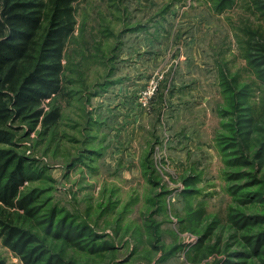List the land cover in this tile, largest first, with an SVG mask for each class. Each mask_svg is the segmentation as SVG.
<instances>
[{"label":"rangeland","instance_id":"rangeland-1","mask_svg":"<svg viewBox=\"0 0 264 264\" xmlns=\"http://www.w3.org/2000/svg\"><path fill=\"white\" fill-rule=\"evenodd\" d=\"M75 7L61 118L0 144L28 160L24 227L60 264H261L233 214H264V0ZM0 262L24 264L1 239Z\"/></svg>","mask_w":264,"mask_h":264},{"label":"trees","instance_id":"trees-1","mask_svg":"<svg viewBox=\"0 0 264 264\" xmlns=\"http://www.w3.org/2000/svg\"><path fill=\"white\" fill-rule=\"evenodd\" d=\"M77 1L0 0V144L15 146L13 132L18 121L50 128L61 118L57 100L67 95L64 58L77 26ZM261 148L262 152L264 145ZM27 161L13 148H0V239L24 264H60L24 227L28 223L25 217L38 216L33 208L35 194L24 192L31 179ZM245 196V202L264 200L260 191H246ZM233 218L241 226L264 224L262 213L236 211ZM263 242L261 226L251 240L253 252L259 256L264 255Z\"/></svg>","mask_w":264,"mask_h":264}]
</instances>
